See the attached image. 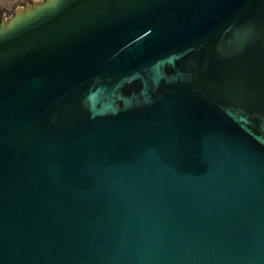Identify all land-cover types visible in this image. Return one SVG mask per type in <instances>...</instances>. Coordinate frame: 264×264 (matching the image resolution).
Instances as JSON below:
<instances>
[{
	"label": "water",
	"instance_id": "95a60500",
	"mask_svg": "<svg viewBox=\"0 0 264 264\" xmlns=\"http://www.w3.org/2000/svg\"><path fill=\"white\" fill-rule=\"evenodd\" d=\"M0 264H264V0L0 10Z\"/></svg>",
	"mask_w": 264,
	"mask_h": 264
},
{
	"label": "rangeland",
	"instance_id": "374dc122",
	"mask_svg": "<svg viewBox=\"0 0 264 264\" xmlns=\"http://www.w3.org/2000/svg\"><path fill=\"white\" fill-rule=\"evenodd\" d=\"M32 0H0V10L19 6Z\"/></svg>",
	"mask_w": 264,
	"mask_h": 264
}]
</instances>
